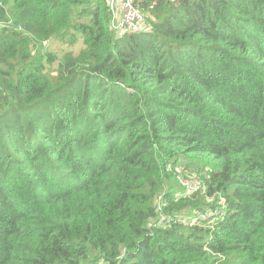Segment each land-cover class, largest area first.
I'll use <instances>...</instances> for the list:
<instances>
[{"label": "trees", "instance_id": "obj_1", "mask_svg": "<svg viewBox=\"0 0 264 264\" xmlns=\"http://www.w3.org/2000/svg\"><path fill=\"white\" fill-rule=\"evenodd\" d=\"M134 1L0 0V264H264V0Z\"/></svg>", "mask_w": 264, "mask_h": 264}, {"label": "built area", "instance_id": "obj_2", "mask_svg": "<svg viewBox=\"0 0 264 264\" xmlns=\"http://www.w3.org/2000/svg\"><path fill=\"white\" fill-rule=\"evenodd\" d=\"M168 1L172 3L175 0ZM107 5L110 14L109 27L117 36L132 35L146 29L145 16L135 7L134 0H107ZM182 183L188 189L199 187L195 181L185 180V182ZM208 216V213L197 214L193 220L201 221Z\"/></svg>", "mask_w": 264, "mask_h": 264}, {"label": "rangeland", "instance_id": "obj_3", "mask_svg": "<svg viewBox=\"0 0 264 264\" xmlns=\"http://www.w3.org/2000/svg\"><path fill=\"white\" fill-rule=\"evenodd\" d=\"M54 45H55L54 43H51L50 45L48 44L47 46H48V48L53 49L52 47ZM53 74H55V73L53 72ZM179 178L181 179L182 182H185V180L182 179V176H179ZM212 212H213V210L212 211H208V213H212ZM192 222H195V221L193 220Z\"/></svg>", "mask_w": 264, "mask_h": 264}, {"label": "clouds", "instance_id": "obj_4", "mask_svg": "<svg viewBox=\"0 0 264 264\" xmlns=\"http://www.w3.org/2000/svg\"><path fill=\"white\" fill-rule=\"evenodd\" d=\"M206 213H208V212H206ZM206 213H197V214H206ZM197 214H196V215H197ZM208 214H210V213H208ZM196 215H195V216H196Z\"/></svg>", "mask_w": 264, "mask_h": 264}]
</instances>
